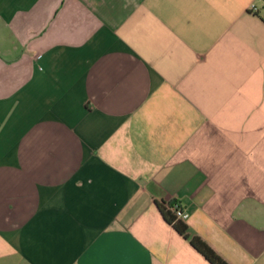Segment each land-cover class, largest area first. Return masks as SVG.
Returning <instances> with one entry per match:
<instances>
[{
	"label": "crops",
	"instance_id": "crops-1",
	"mask_svg": "<svg viewBox=\"0 0 264 264\" xmlns=\"http://www.w3.org/2000/svg\"><path fill=\"white\" fill-rule=\"evenodd\" d=\"M174 200L264 264V0H0V264H211Z\"/></svg>",
	"mask_w": 264,
	"mask_h": 264
},
{
	"label": "trees",
	"instance_id": "trees-1",
	"mask_svg": "<svg viewBox=\"0 0 264 264\" xmlns=\"http://www.w3.org/2000/svg\"><path fill=\"white\" fill-rule=\"evenodd\" d=\"M157 206L164 219L171 224L175 230L183 237L189 239L191 245L197 249L211 264H228L223 260L208 244L198 236H189L187 226L183 221L176 220L173 214L168 210L167 204L157 203Z\"/></svg>",
	"mask_w": 264,
	"mask_h": 264
},
{
	"label": "built area",
	"instance_id": "built-area-1",
	"mask_svg": "<svg viewBox=\"0 0 264 264\" xmlns=\"http://www.w3.org/2000/svg\"><path fill=\"white\" fill-rule=\"evenodd\" d=\"M251 9H256L255 5L252 4ZM167 208L176 220L185 221L189 216V213L176 200L168 203Z\"/></svg>",
	"mask_w": 264,
	"mask_h": 264
}]
</instances>
